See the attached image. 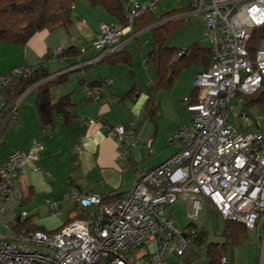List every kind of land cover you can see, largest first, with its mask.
<instances>
[{
    "label": "built area",
    "instance_id": "built-area-1",
    "mask_svg": "<svg viewBox=\"0 0 264 264\" xmlns=\"http://www.w3.org/2000/svg\"><path fill=\"white\" fill-rule=\"evenodd\" d=\"M160 0H135L127 8L126 25L101 22L91 41L102 60L119 51L123 36L146 10L155 11ZM188 10L174 15H201L212 48L211 65L197 73V101L188 104L189 121L180 124L169 142L181 148L161 163L138 169L130 190L118 200L104 201L66 184L64 198L75 202L68 221L55 230H32L24 209L19 177L26 162L34 164L43 145L31 139L27 151L13 150L0 162V264H190L183 256L200 228L195 224L204 199L223 219L243 224L249 230L264 229V129L260 114L243 108L245 97L264 94V37L252 43L254 33L264 28V0H187ZM62 48L53 58L64 62ZM184 49L180 51L183 53ZM51 59V58H50ZM46 60L42 67L47 66ZM37 66L20 65L0 73V130L18 123L17 103L5 106L3 89L13 80L34 73ZM113 83L105 77L84 84L92 102H99ZM239 111L229 120L233 106ZM96 118H79L82 125ZM137 118L113 126L109 135L117 147V160L124 163L139 146ZM151 139L145 143L150 148ZM80 146L74 151L78 152ZM178 197L190 202V222L179 228L167 208ZM50 214L59 216V201L45 199ZM82 215V216H80ZM264 254V235L259 238ZM227 255L218 264H227Z\"/></svg>",
    "mask_w": 264,
    "mask_h": 264
},
{
    "label": "crops",
    "instance_id": "crops-1",
    "mask_svg": "<svg viewBox=\"0 0 264 264\" xmlns=\"http://www.w3.org/2000/svg\"><path fill=\"white\" fill-rule=\"evenodd\" d=\"M73 15L75 17L74 23L69 27L36 31L25 44L0 42V73L7 72L11 68L20 65L37 66L46 62L47 59H49L47 69L50 72H55L61 67V64L53 58L54 50L57 48L65 50L71 46L81 50V53L74 59L78 63L68 69L70 73L83 70V74L78 76L79 88L67 92L72 93L71 99L74 103L69 109L75 116L71 124L61 125V119L58 118L54 127L41 128L37 123L33 103V110L30 107L28 111L27 109L24 111L23 106H18V123L14 126L7 124L0 130V142L4 139L8 147L4 159H7L13 150L27 151L31 139L41 141L43 148L39 151L34 162L38 169H33L32 162H26L19 177V185L22 191L30 196L23 207L27 210L30 222L33 224L38 223V225L45 227L46 218L41 217L36 221L33 215L36 216L37 214L40 217L39 213L41 212L44 213L43 216L50 214L49 207L45 202L46 198L59 201L65 218L56 223L55 229L67 222L70 217L68 215L69 211L77 207L73 200L64 198L66 184H71L73 188L83 192L99 194L103 197H110L109 192L114 191L120 193L117 198L119 199L132 187L138 169L157 165L181 148L178 142L167 140V134L169 133L163 135L158 129L157 133L153 134L150 148L145 147L146 141L149 140L148 137L152 134L151 125L144 117V105L147 95L144 92L145 90L139 89L137 83L141 82L140 84L148 87L152 83L154 69L151 63L147 61L150 51L147 55L140 52L144 66L138 62L136 65L135 61L132 62L131 68L124 63L110 65L104 59L92 61L91 58L97 52L91 47L88 49L85 47L91 45L100 23L112 22L113 19L101 8L89 6L85 0H80L75 4ZM147 29L150 30V28H145L135 32L132 28L128 34L123 36L124 44L120 50L128 51L125 49L126 45L137 39V36ZM82 48H85V50H82ZM128 52L130 54V51ZM52 63L55 66L51 67ZM202 70L203 68L198 66V72ZM122 71L128 72L129 81L126 78L123 79L122 83L119 81L118 73ZM61 72L64 73L65 71ZM131 75L135 76V81ZM107 76L113 78L112 85L102 94L99 102L90 101L83 91V85ZM68 78L67 76L66 81ZM195 78L190 77L188 89L182 90L180 94L178 91L175 92V96L179 94L178 99L181 98L184 101V98L189 96V92L195 88ZM80 80L85 83L82 84ZM143 81L145 83H142ZM65 82L52 89L55 97H58V95H55L54 91L58 92ZM130 91L132 92L129 94ZM175 102L177 100L173 103ZM133 116L137 118L136 133L140 143L131 152L127 160L122 163L117 160V147L108 133L113 126L126 123ZM189 116L188 112V117L183 116L181 122H188ZM82 117L96 118L97 120L90 125H82L78 122V118ZM182 123H177L172 131H175ZM7 128H9L8 131H6ZM15 134L20 135V137H16ZM76 146H80L78 152L74 151ZM160 151H165L160 161L151 164L142 163L148 155ZM129 166L134 170L132 177L126 172Z\"/></svg>",
    "mask_w": 264,
    "mask_h": 264
},
{
    "label": "trees",
    "instance_id": "trees-1",
    "mask_svg": "<svg viewBox=\"0 0 264 264\" xmlns=\"http://www.w3.org/2000/svg\"><path fill=\"white\" fill-rule=\"evenodd\" d=\"M78 1L80 0H0V42L25 44L36 31L69 27L74 23L75 17L73 15V9ZM85 1L91 7L101 8L113 19L112 22L122 23L123 25L127 24L125 15L127 8L131 5L129 0ZM183 10H188L187 3L182 8L166 10L161 13L157 12V8L154 12L146 10L135 19L132 26L135 32L150 28L152 33L151 50L148 54L147 61L153 66L154 74L152 83L145 92L147 98L144 105V117L148 114L152 117L158 114L160 102L155 98V89L159 87L162 89L173 88L182 70L191 65H197L203 68V70L211 65L212 48L210 45L205 47L199 42L192 43L185 48L166 45L167 38L174 30L184 24V17L172 18L174 15L184 12ZM260 37H264V28L254 33L252 43L257 44ZM85 48L88 49L89 46ZM85 48H82V50H85ZM182 49H184V52L180 53ZM80 53V49L71 46L63 50L62 57H64L65 61L60 62L61 67L55 72H50L47 67H42L43 63H41L37 65L36 70L31 75L10 82L2 92L4 105H14L23 96L17 103L18 108L27 96L34 94L36 119L41 128L54 127L58 118L61 119V125L71 124L75 118L74 114L69 110L74 105L71 99L72 93L55 97L52 89L66 81L68 73H70L67 70L78 63L74 59ZM104 60L108 61L110 65L124 63L130 68L132 66L131 56L125 50H119L104 58ZM61 71L65 72L62 73ZM80 82L82 84L85 83L83 80H80ZM131 92L128 93L130 94ZM197 95L198 91L196 88L191 90L189 96L186 97L188 104L195 103L197 101ZM245 101L243 108L247 109L251 105H258L262 108L264 107V94L257 93L246 96ZM109 193L111 196L103 197L104 201L118 200L117 198L120 193L114 191H110ZM29 198V194L23 192L22 204H26ZM223 220L225 223L223 234L227 239L225 243L230 245L245 243L247 228L241 223L226 219ZM28 222H30V218ZM28 224L32 230H45L43 227L31 222ZM202 235L200 229L195 240L200 241ZM225 250L226 244H207L206 256L209 264H218L219 258L222 255H226L224 254ZM255 264H259L258 261H255Z\"/></svg>",
    "mask_w": 264,
    "mask_h": 264
},
{
    "label": "rangeland",
    "instance_id": "rangeland-1",
    "mask_svg": "<svg viewBox=\"0 0 264 264\" xmlns=\"http://www.w3.org/2000/svg\"><path fill=\"white\" fill-rule=\"evenodd\" d=\"M133 1L135 0H129V3L132 4ZM140 1L141 3H146L147 0ZM186 3L187 0H160V2L157 4V12L161 13L166 10L182 8L183 5H185ZM151 41L152 33L149 29H147L142 31L137 36V39L132 40L126 45L125 49L130 51V54L132 56L131 61L133 60L132 62L135 61L136 65L138 62L140 65L144 66L141 61L140 52H143L144 55H147L150 51ZM195 42H199L205 47L209 46L201 16H185L183 26L173 31V33L167 38L166 45L170 47L185 48ZM52 64L53 65H51V67L55 66L54 63ZM82 71L83 70H79L69 73L68 80L63 85H61L62 87H60L59 91H54L55 95L61 96L67 94V92L69 91L78 89L80 86L78 76L83 74ZM197 72L198 66L191 65L183 70L181 77L178 79V81H176L173 88L162 89L161 87H159L158 89H155L156 92L154 95L156 100H158L160 104L157 115L155 114L152 117L148 114L147 116H145V119L151 125L152 134L148 137L149 139L152 140L153 134L155 132L157 133L158 129V131L163 133V135L169 133L167 134V140L169 141V138L174 134V130L172 131L173 127L177 123H182L181 121L183 116L188 117L186 102L185 100L182 101L181 98L178 99V96L182 90L188 89L190 77L195 78ZM127 73L128 72L126 71L118 73L119 81L121 83L125 80V78L127 81H129V76ZM107 77L112 78L111 76ZM131 77L135 81V76L131 75ZM140 83L141 82L137 83L139 89H142V91L145 90L144 92H146L148 86H144V84L142 85ZM142 83L145 82L143 81ZM177 91L179 94L178 96H175V92ZM176 100L177 102L173 103ZM33 101L34 95L31 94L26 97L19 106H23L24 111L26 109L28 111V108L30 109V107L31 110H33ZM239 109V106L234 105L229 112V120L233 124H238L240 122V118L233 116L234 112H238ZM248 109L251 113L260 114L258 124L261 129H264V107L260 108L258 105H251ZM8 130L9 128L6 129V131ZM15 136L20 137V135L18 136V134H15ZM7 149L8 147L5 144L4 139H2L0 142V162L6 160L4 159V156L7 152ZM164 152L160 151L157 153L150 154L143 160L142 163H156V161H160L162 159ZM126 172L130 174V177H132V174H134V170L131 166L128 167ZM190 212V202L182 199L181 197H178L177 200L167 208L168 217L171 218L175 222V224L182 229L185 228L190 222ZM39 215L40 217L37 214L36 216L33 215V218L36 221L39 220V218L41 217L46 218L47 221L44 224L45 227H43L42 225H38V223L35 225L41 226L44 229L48 230L55 229L56 223L60 219L65 218V215H63V213L59 216H53L51 214H48L47 216L45 215V217L43 216L44 213L41 212L39 213ZM195 224L201 229L203 235L200 241L194 240L192 245L184 253V260L189 262L190 264H209L208 258L206 256V246L209 243H217L219 245L226 244V250L224 254H226L228 258L227 264H255V261H258L259 264H264V254H262V251L259 248V238L261 237V235H264V229L259 228L255 230H248L246 241L243 244L230 245L228 243H225L227 239L226 236L223 234L225 224L223 217L213 205L209 204L204 199L201 201V210L199 212V217L195 221ZM176 260V258H169V262L171 264L174 263Z\"/></svg>",
    "mask_w": 264,
    "mask_h": 264
},
{
    "label": "water",
    "instance_id": "water-1",
    "mask_svg": "<svg viewBox=\"0 0 264 264\" xmlns=\"http://www.w3.org/2000/svg\"><path fill=\"white\" fill-rule=\"evenodd\" d=\"M69 71V70H68ZM23 97V96H22Z\"/></svg>",
    "mask_w": 264,
    "mask_h": 264
}]
</instances>
